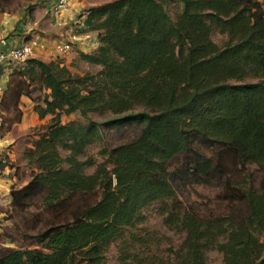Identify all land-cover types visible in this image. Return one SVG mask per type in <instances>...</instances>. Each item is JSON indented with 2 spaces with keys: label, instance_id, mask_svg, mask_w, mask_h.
<instances>
[{
  "label": "trees",
  "instance_id": "1",
  "mask_svg": "<svg viewBox=\"0 0 264 264\" xmlns=\"http://www.w3.org/2000/svg\"><path fill=\"white\" fill-rule=\"evenodd\" d=\"M263 3L110 0L79 13L75 34H94L93 50L68 42L69 64H10L0 128L6 114L22 120L23 97L50 118L23 150L29 179L10 186L0 264H107L112 246L116 264H206L208 251L264 264ZM77 61L97 70L76 72ZM132 125L100 161L86 155ZM11 167L0 158V176ZM194 185L215 187L220 208L183 205L178 190ZM156 217L177 243L149 225Z\"/></svg>",
  "mask_w": 264,
  "mask_h": 264
},
{
  "label": "rangeland",
  "instance_id": "2",
  "mask_svg": "<svg viewBox=\"0 0 264 264\" xmlns=\"http://www.w3.org/2000/svg\"><path fill=\"white\" fill-rule=\"evenodd\" d=\"M45 1L46 0H0V43L5 45L17 37L22 39V41L29 38H38L44 44L42 47H47V53H42L37 56V58H45V60L49 58H60L62 62L69 64L73 60V58L69 59V55L73 52L71 47L69 46L70 50L64 53H59L56 51L55 45L58 42H71L70 40L73 39L72 32L77 29L76 26L78 24L77 20L79 14L75 13L72 19L67 22L63 21L59 25L54 24L56 20H52L49 16L50 12L46 10ZM107 1L110 0H86L83 8L92 5H99ZM175 10L176 6L171 3L168 11L172 18H174ZM224 38L225 35L216 31L212 33V40L217 44H220ZM49 51H51V53ZM96 70L97 67H91L79 61H77L74 66V71L79 73L84 71L95 72ZM23 112H25L24 118L14 125H10V119H8L10 116L6 114L5 126L0 128V142L4 146L2 147V150H0V158L5 160L9 166L14 167H11L10 169L5 168L3 170V172H9L8 170H11V173H7L11 175V178H9L8 181L5 180L2 182L4 186H0V192L3 193V196L0 197V219L5 216V211L9 209V198H7V196L9 195L10 186L13 183L16 185H22L29 179L30 168L26 166V160L22 157L23 150L33 140L36 129L41 124L45 122L47 123L50 118V116H47L42 120H37L31 108H28L26 103L24 104ZM90 117L93 120L101 121L105 119L106 116L92 114ZM76 118L77 115L72 114L64 116L62 120L68 121ZM138 131L139 127L133 125L107 130L104 133L101 142H96L86 148V155H93L98 161H100L101 158L98 156V151L102 146L106 145L112 147L128 142L137 135ZM16 168L18 169L17 174L14 173ZM92 171L93 167L87 169L88 173H91ZM1 176L4 178L5 175L2 174ZM4 179H7V177ZM178 192L179 199L182 201L183 205L187 207H193L195 209L201 208L202 211L218 210L220 208L219 204L221 202L216 198L217 189L215 187H201L194 185L186 189L180 188ZM9 222L10 221H7L6 223ZM149 225L160 229L161 232L167 235H170L174 243L178 242L180 235H173L163 226L161 227L159 217L153 219L150 218ZM205 260L206 264H223L221 254L216 251L206 252ZM107 264H116L114 246H112L109 251Z\"/></svg>",
  "mask_w": 264,
  "mask_h": 264
},
{
  "label": "crops",
  "instance_id": "3",
  "mask_svg": "<svg viewBox=\"0 0 264 264\" xmlns=\"http://www.w3.org/2000/svg\"><path fill=\"white\" fill-rule=\"evenodd\" d=\"M86 3V0H70V4L68 6V8L66 9L67 11L63 12V14L57 18H53V16H51V10H50V7H51V4H52V0H46L45 1V7H46V10L50 12L49 16L52 18V20H56L54 24H57L59 25L61 22H67L69 20L72 19L73 15L75 13H80V11L82 10L83 6L85 5ZM73 34V39L70 40L72 43H74L76 45V48H78L79 50H82V51H91L93 50L96 46H97V40H96V36L94 34H84L83 35H76L75 34V30L72 32ZM92 35V36H91ZM89 39V40H88ZM22 42V39L20 38H15L13 41L9 42V43H6L5 45H3L2 43H0V46H15V45H20ZM44 45V44H43ZM38 56L42 53H47V47L46 48H39L38 49ZM51 53V51H49ZM75 54L74 52H72L70 55H69V59L70 58H74ZM45 60V58H43ZM9 66L10 64H6L5 66H3L1 69H0V79L2 81L3 84L6 83L7 81V78H8V75L10 73V69H9ZM22 101V111H23V107H24V104L26 103L27 104V107L31 108L32 110V104L30 102V100L26 97H23L21 99ZM33 112V111H32ZM33 114L35 115L36 119L39 120L36 116V114L33 112ZM24 115H25V112H23V116H22V119L24 118ZM2 147H4L1 142H0V150H2ZM9 172H3V175L4 178L7 177V179H4L2 178V176L0 177V186H4L2 184V182H4L5 180L8 181L9 178H11V175L10 174H7V173H11L10 171L11 170H8ZM8 195V194H7ZM3 196V193L0 192V197ZM8 198V196H7Z\"/></svg>",
  "mask_w": 264,
  "mask_h": 264
},
{
  "label": "built area",
  "instance_id": "4",
  "mask_svg": "<svg viewBox=\"0 0 264 264\" xmlns=\"http://www.w3.org/2000/svg\"><path fill=\"white\" fill-rule=\"evenodd\" d=\"M70 0H52L50 7L51 14L54 18L62 15V13L68 8ZM43 43L38 38H29L22 42L20 45L15 46H0V69L6 64H15L24 61L30 57L38 56V48H42ZM68 43L58 42L55 45V49L59 53H64L70 50ZM5 89V84L2 83L0 79V126L2 124V110L1 102L3 98V93Z\"/></svg>",
  "mask_w": 264,
  "mask_h": 264
}]
</instances>
